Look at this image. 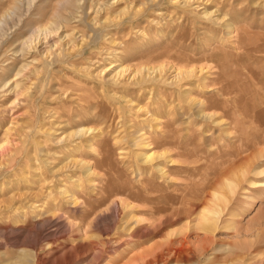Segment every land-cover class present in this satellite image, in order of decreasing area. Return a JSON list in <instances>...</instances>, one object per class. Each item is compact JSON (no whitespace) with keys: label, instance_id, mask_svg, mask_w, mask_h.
Returning <instances> with one entry per match:
<instances>
[{"label":"rangeland","instance_id":"rangeland-1","mask_svg":"<svg viewBox=\"0 0 264 264\" xmlns=\"http://www.w3.org/2000/svg\"><path fill=\"white\" fill-rule=\"evenodd\" d=\"M62 1L37 0L25 12V0H0V22L8 29L0 39V143L9 130L17 151L15 158L5 157L2 163L0 207L11 197L13 204L21 205L26 194L43 188L49 191L37 200L55 215V222L48 225L28 212L18 226L0 215V264H35L36 254L47 264H66L69 254L73 264H89L93 251L89 244L99 250L107 241L129 242L121 231L120 204L129 207L125 214L131 217L135 245L123 246L115 264L167 238L184 237L193 244L194 263L212 264L204 260L222 258L238 242L248 246L241 253L263 259L264 0H192L190 8H184L183 0H86L76 14ZM204 11L212 16H204ZM61 20V34L71 42L67 49L76 57L54 61L45 81L50 67L41 64L34 51L21 52L22 43L39 28ZM104 25L109 29H101ZM32 59L38 61L35 73L23 68ZM111 64L127 71L121 85L84 75ZM161 64L162 78L126 81L129 71ZM187 69L196 75L172 85L173 72ZM7 83L20 84L19 90L2 93ZM14 100L20 103L12 108ZM199 112L213 118L201 120ZM79 127L90 134L56 140ZM142 154L151 162L144 164ZM161 154V160L154 159ZM72 160L88 163L96 172L90 178L82 175L84 170L66 172L81 183L80 190L67 174L54 178L48 172ZM156 164L163 174L156 171ZM23 176L32 184H24ZM57 188L70 191L75 199L71 206L61 200ZM110 200L115 206L108 218L97 221ZM204 207L220 211L214 234L200 231L198 212ZM190 211L195 213L189 215ZM13 236H19L16 245L6 242ZM204 238L209 244L202 254Z\"/></svg>","mask_w":264,"mask_h":264},{"label":"bare ground","instance_id":"bare-ground-1","mask_svg":"<svg viewBox=\"0 0 264 264\" xmlns=\"http://www.w3.org/2000/svg\"><path fill=\"white\" fill-rule=\"evenodd\" d=\"M17 1V0H16ZM27 3H26V9H25V12H28V10L33 6V3H35L37 0H25ZM85 1L86 0H73V2H71L70 0H65V1H62V3H60L61 5L63 6H71V7H74V11L73 13L76 14L79 10L82 9L83 6H85ZM22 2V1H21ZM116 2V1H115ZM14 3V2H13ZM118 3V2H117ZM18 4V3H17ZM25 4V3H24ZM182 4L184 6V8H190L192 6V0H183L182 1ZM20 5V4H18ZM22 5V4H21ZM20 5V6H21ZM101 5V4H100ZM106 5V4H105ZM15 6V5H14ZM6 7V6H5ZM13 7V5H12ZM19 7V6H18ZM17 7V8H18ZM98 7V6H97ZM14 8V7H13ZM66 9V7H65ZM14 10V9H13ZM23 10V9H22ZM71 10V9H70ZM73 10V9H72ZM78 10V11H77ZM137 10V9H136ZM71 12V11H70ZM80 12V11H79ZM85 12V11H84ZM21 13V12H20ZM19 13V14H20ZM35 13V12H34ZM68 13V12H67ZM98 13V12H97ZM6 14V13H5ZM204 16L206 17H211L212 15L211 14H208L206 13L205 11L202 13ZM200 14V15H202ZM79 15V14H78ZM18 16V15H17ZM59 16V15H58ZM203 16V17H204ZM6 17L8 16H5L3 17L4 20L6 19ZM36 17V16H35ZM85 17V16H84ZM14 18V16H13ZM16 18V17H15ZM20 18H21V14H20ZM122 18V17H121ZM19 19V17H18ZM58 19V17H57ZM61 19V18H59ZM58 19V20H59ZM63 19V18H62ZM75 19V16L73 18V20ZM102 19V18H101ZM216 19V18H215ZM8 20V19H7ZM17 20V19H16ZM85 20V19H84ZM214 20V19H213ZM226 20V19H225ZM56 21V20H55ZM6 22V20H5ZM9 22V21H8ZM19 20L17 21V24L19 25ZM53 22V21H52ZM63 21H58L57 23H52L50 24L48 27H43V28H39L38 30H36L32 37L29 38L28 40L26 41H23L22 43V50H25L28 52H31V51H34L36 55H39L41 56V64L43 65H47L48 67H50L48 69V74L47 76L45 77V81H47V78L49 77V73L51 71V67L53 66V63L54 61L55 62H63L65 60H68L69 59L71 60L72 58H75L76 56H74V52H70L67 47L68 45L71 43L68 38L64 35H62V30H63V25L61 24ZM50 23V22H49ZM108 23V21H107ZM124 23V22H123ZM132 23V22H131ZM44 25V24H43ZM108 25V24H107ZM107 25H104L103 28L101 29H105V28H108ZM119 26V24H115V26ZM114 26V27H115ZM34 27V26H33ZM42 27V26H41ZM13 28V27H12ZM226 28H230L229 25L226 24ZM99 29V28H98ZM97 29V30H98ZM100 29V31H101ZM109 29V28H108ZM8 29H6V25H4V23L0 22V39H4L6 37V33H7ZM96 31V30H94ZM139 31V30H138ZM103 32V31H102ZM71 33V32H70ZM73 33H75L73 31ZM76 34V33H75ZM98 35V32L96 33ZM70 35V34H69ZM74 35V34H73ZM72 35V36H73ZM75 37V35H74ZM20 38V37H19ZM26 39V38H25ZM70 39V38H69ZM82 39V38H81ZM22 40V39H21ZM19 41V40H18ZM80 41V40H79ZM78 41V42H79ZM111 42V41H110ZM77 43V42H76ZM81 44L83 42H80ZM79 43V44H80ZM86 44V43H85ZM111 44V43H110ZM113 44V43H112ZM21 45V44H20ZM96 45V44H95ZM76 46V45H75ZM78 46V44H77ZM81 46V45H80ZM84 46V45H83ZM66 47V49L64 50V48ZM76 48V47H75ZM79 48V47H78ZM83 48V47H82ZM63 49V50H62ZM70 49V48H69ZM82 51V49H81ZM119 52V51H118ZM109 53V52H108ZM30 54V53H29ZM76 55V54H75ZM84 56V55H83ZM36 59H32V62L27 64L25 67L23 68H26L28 70V68L31 69V72L35 73L36 72V67H34V64L38 63V61ZM20 67V66H19ZM22 68V67H21ZM83 68V67H82ZM118 67L117 69V66L116 65H110V67L108 68H104V70H99L97 73H94V74H90V73H84V75L86 77L89 78V80H94V81H100L101 80H107V82H111V83H114V84H120L121 83V80L123 78V75L127 74V71L123 68H120ZM75 69V68H74ZM78 69V68H77ZM89 69V68H88ZM202 69V68H201ZM79 70V69H78ZM77 70V71H78ZM164 66L163 64L161 65H158V66H155V67H151V68H142V69H139L137 71H129L128 72V76H127V80L126 81H136L138 82L139 80H145V79H154V78H159L161 77L162 73L164 72ZM21 71V70H20ZM83 71V70H82ZM81 71V72H82ZM89 71V70H88ZM202 71V70H201ZM200 72V71H199ZM80 73V72H79ZM174 73V74H173ZM173 76L170 77L169 79L171 80L172 82V85H174L173 83H176L178 84V82L182 81L184 78H189L190 76H195L196 73L194 70H182V71H175L173 72ZM17 74V73H16ZM30 74V73H29ZM82 74V73H81ZM198 74V73H197ZM200 74V73H199ZM20 75V72L17 74V76ZM198 77V75H197ZM162 78V77H161ZM165 78V77H164ZM186 80V79H185ZM204 80V79H203ZM147 81V80H145ZM150 81V80H149ZM153 81V80H152ZM161 81V80H160ZM125 82V81H124ZM168 83H170L168 81ZM182 83V82H181ZM105 84V83H104ZM133 84V83H132ZM20 84H15L13 83L12 86L11 85H8L7 84H3L2 86V89H1V92L2 93H14L16 90H19V86ZM47 85V84H46ZM121 85V84H120ZM123 85V84H122ZM135 85V83L133 84ZM130 86V84H129ZM12 87V88H11ZM4 88V89H3ZM10 89V90H9ZM9 90V91H8ZM28 90V89H27ZM145 90V89H144ZM42 93V91H40L39 89V92L38 94ZM66 95V94H65ZM27 96L28 98H32V92H27ZM64 97V95H63ZM72 98V97H71ZM15 99V98H14ZM23 99V98H22ZM193 99V98H192ZM189 100V99H188ZM23 101V100H22ZM49 101V100H48ZM130 102V101H129ZM191 102V100H190ZM20 101H15L14 102H11V107H17L19 105ZM128 103V102H127ZM189 103V102H188ZM194 103V102H193ZM192 103V104H193ZM130 105V104H129ZM199 105V104H198ZM35 107V105H34ZM139 107V106H138ZM35 109V108H34ZM134 109V108H133ZM50 110V109H49ZM138 110V109H137ZM143 110V109H142ZM40 111V110H39ZM141 111V110H140ZM137 112V111H136ZM206 112V111H205ZM49 114V113H48ZM47 114V115H48ZM51 114V113H50ZM56 114V113H55ZM147 115V113H145ZM200 114V112H199ZM197 114V118L199 119H203V120H210L213 118V115H204V114ZM40 115V114H39ZM38 116V115H37ZM52 116V115H51ZM144 116V115H143ZM146 117V116H145ZM150 117V116H149ZM148 117V119H149ZM36 118V117H35ZM41 117H39V120H40ZM151 118V117H150ZM155 119V118H154ZM35 120V119H34ZM150 120H153V119H150ZM158 120V119H157ZM154 121V120H153ZM41 122V121H40ZM37 124H38V120H37ZM188 125V124H187ZM80 128V127H79ZM45 129V128H44ZM86 129V128H85ZM95 130V129H94ZM27 131V130H26ZM90 130H84V129H79L77 130L76 132H73L71 133L69 136H64L62 138H56V140H58V142H65L66 139H70V138H73V137H79L83 134H90V132H88ZM92 131V130H91ZM35 132V131H34ZM48 132V131H47ZM63 132V131H62ZM96 132V131H95ZM48 133H51V132H48ZM55 133V132H54ZM53 133V134H54ZM101 133V132H100ZM57 134V132H56ZM64 134V132H63ZM133 134V133H132ZM135 135V134H134ZM92 136V135H91ZM97 136V135H96ZM99 136V135H98ZM25 137V136H24ZM28 137V136H27ZM90 137V136H89ZM100 137V136H99ZM140 137H143L142 135ZM10 136H9V130L6 132L5 134V138L4 140L0 143V173H1V169H2V163L5 161L8 160H12L13 158H15V153L17 151H13V143L11 142V138L9 140ZM22 138V136H21ZM55 138V137H54ZM53 138V139H54ZM95 138V137H94ZM97 138V137H96ZM99 139V138H97ZM129 139H132V138H129ZM135 139V138H134ZM27 141V139H25ZM55 140V139H54ZM55 140V141H56ZM92 140V139H91ZM139 140V139H138ZM72 141V140H71ZM88 141V140H86ZM134 141V140H133ZM136 141H137V138H136ZM135 141V142H136ZM24 142V141H23ZM53 142V140H52ZM94 142V141H93ZM144 142V141H143ZM18 143V142H17ZM72 143V142H71ZM85 143V142H84ZM89 143V141H88ZM87 143V146L90 144ZM118 143V142H117ZM141 143V142H140ZM20 144V143H18ZM28 144V143H27ZM26 144V145H27ZM56 144V142H55ZM15 145V144H14ZM29 145V144H28ZM142 145V144H141ZM145 145V144H144ZM92 146V145H91ZM90 146V148H91ZM133 146V145H132ZM147 146V145H146ZM16 147V146H15ZM27 146H25L26 148ZM42 147V146H41ZM69 147V146H68ZM19 148V147H18ZM21 148V147H20ZM24 149V147H23ZM32 149V148H31ZM75 149H78V146L75 145ZM18 150V149H17ZM20 150V149H19ZM18 150V151H19ZM41 150V149H40ZM97 150V149H96ZM42 151V150H41ZM24 152V151H23ZM33 152V150H32ZM135 153V152H134ZM144 153V152H143ZM22 154V152L20 153ZM26 149H25V153L24 155H26ZM41 154V153H40ZM44 154V153H42ZM18 155V153L16 154ZM22 155V156H24ZM28 155V154H27ZM69 155V154H68ZM96 155V154H95ZM166 155V154H165ZM21 156V155H20ZM90 156V155H89ZM156 156V155H155ZM7 159H6V158ZM33 157V156H32ZM17 158V157H16ZM21 158V157H20ZM35 158V156H34ZM154 158V157H152ZM163 157H162V154L161 155H157L154 159L155 160H161ZM6 159V160H5ZM42 159V158H41ZM45 159V158H43ZM67 159V158H66ZM71 159V158H70ZM69 159V160H70ZM22 160V159H21ZM32 160V159H31ZM68 160V159H67ZM103 160V159H102ZM142 162L144 164H147L149 162H151V157L150 156H146L145 154H142ZM15 161V160H14ZM20 161V160H19ZM84 161V160H83ZM11 162V161H10ZM22 162V161H21ZM24 162V161H23ZM54 162V161H53ZM32 163V162H31ZM43 165H45V167H48V162L46 163V160L42 161ZM41 163V164H42ZM65 163V162H64ZM9 164V163H8ZM100 164V163H99ZM7 165V164H6ZM17 165V164H16ZM21 165V164H20ZM88 163H78L75 162V161H68L66 162L62 167L56 169V168H53L55 170H52L50 168H48V172L51 174L52 177H60L59 173H64V174H67L66 172H69L70 170L73 171V170H84L82 173V175H85V177H92L94 176V171L90 170L89 169V166H87ZM108 165V164H107ZM50 166V165H49ZM155 166V169L157 172L163 174L164 171H163V168L162 167H159V165H154ZM11 167V166H10ZM58 167V166H57ZM17 168V167H16ZM19 168V167H18ZM105 168V167H104ZM94 170V169H93ZM104 170V169H103ZM137 171V170H136ZM40 172V171H38ZM104 172V171H102ZM106 172V171H105ZM13 173V172H12ZM15 173V172H14ZM137 173V172H136ZM69 174V173H68ZM66 175V178L68 179L69 182H71L72 186L75 187L76 189H79L80 190V187H81V183L79 181H77L76 179H74V177H72L71 175ZM100 174V173H99ZM107 174V173H106ZM20 175V174H19ZM25 175V174H24ZM96 175V174H95ZM4 176V175H3ZM40 176V175H39ZM9 177V176H8ZM29 177V176H28ZM116 177V176H115ZM35 178V176H34ZM23 179V182L24 184H26L27 186L28 185H31L32 183H30V181L26 178V177H22ZM58 180L60 178H57ZM39 181V179L37 180ZM36 181V182H37ZM94 181V180H93ZM60 182V181H59ZM62 182V181H61ZM95 182V181H94ZM63 183V182H62ZM86 183H90V181L87 180ZM93 183V182H91ZM34 185V184H33ZM38 185V184H37ZM45 186V185H43ZM53 186V185H52ZM55 186V185H54ZM36 189H39L37 188V186H35ZM15 188V187H14ZM28 189V188H27ZM26 190V189H25ZM103 190V189H102ZM37 191V190H36ZM49 190L48 189H39L37 191V193L35 195H29V194H26V200L23 201V203H21V205H16V204H13L15 201L14 197H11L12 194H11V200H10V203H8V205H5L4 207H0V215L3 216V217H7L9 220H11L13 223V225L15 226H18L20 225L21 223H23L22 220H19V219H23L26 217V214L28 212L32 213L33 215L35 214L36 216H34L35 218H33L34 220L36 219V221H40V220H44V222L48 223L49 224H52L54 223L55 221V215H53L51 213V211L49 210L48 206L41 201H38L37 199L42 195L44 194L45 192H48ZM82 191V190H81ZM57 192L59 193L60 195V198L62 201L66 202L67 204H69L71 206V204H73L74 202V197L72 196L71 193H69L70 191L66 188H57ZM25 193V192H24ZM29 193V192H28ZM31 194V193H30ZM82 194V193H81ZM24 195V194H23ZM22 195V196H23ZM15 196V195H14ZM21 196V195H20ZM25 197V195H24ZM24 197H22L24 199ZM214 198V195L212 196ZM19 198V197H18ZM21 198V200H22ZM216 198L218 199L219 197H217L216 195ZM12 200L14 202H12ZM20 200V199H18ZM212 200V199H211ZM7 201H8V198H7ZM77 201V200H76ZM109 201V199H108ZM5 202V201H4ZM99 202V201H98ZM111 202V200H110ZM198 202V201H197ZM18 203V204H20ZM55 203V202H54ZM114 202H111L109 204V206L107 207V209L100 213L97 217V221H104L106 220V218H108V211L110 210V208L112 207V205ZM4 204V203H3ZM7 204V203H5ZM84 204V203H83ZM116 204V203H115ZM207 205V204H206ZM115 206V205H114ZM120 207H121V210H122V224L123 225V228L121 227V231L123 232V236L124 237H130L129 239V242H124L123 240H119V241H107L106 244H104L105 246L103 247V249H96L94 248L95 245H92V244H86L89 248L91 247L93 249L92 251V257L90 259V263L91 264H115L116 262V255H117V252H119L120 250H123L121 249L123 246L126 247L127 245H135V243H133L134 241H131L133 236H135L134 234V230L132 228H130L131 226L130 225V221H131V217L129 219H127V215L125 213H127V208L128 205L127 204H120ZM209 208V207H208ZM212 209V208H211ZM83 210V209H82ZM120 210V211H121ZM53 211V210H52ZM111 211V210H110ZM220 212V211H219ZM219 212H214V211H210V210H207L205 207L200 211L198 212V216H199V223H201V228H200V231L203 232L205 235H208V234H214V232L216 231L218 225H216V219L219 217L221 218L220 216V213ZM107 213V214H106ZM129 213V212H128ZM195 212H192L190 211L188 214L189 215H193ZM212 213V214H211ZM104 214V215H103ZM222 214V212H221ZM212 217H210V216ZM32 216V215H31ZM129 217V215H128ZM210 217V218H209ZM192 218V217H191ZM190 218V220H191ZM197 218V217H195ZM194 219V218H193ZM192 219V220H193ZM220 221V219H217ZM186 221V220H185ZM20 222V224H19ZM132 222V221H131ZM194 222V221H193ZM58 223V222H56ZM86 223V222H85ZM187 223V221H186ZM220 223V222H219ZM37 224V223H36ZM162 224V223H161ZM44 225V224H43ZM165 225V224H164ZM163 225V226H164ZM167 225V224H166ZM197 225V224H196ZM77 227V226H76ZM33 229V228H32ZM160 228H158L155 233H158L160 230ZM31 230V229H30ZM200 232V233H201ZM137 234V233H136ZM187 235V233L185 232L184 236ZM6 236V235H5ZM4 236V237H5ZM11 236V235H10ZM21 236V235H20ZM3 237V238H4ZM95 237V236H94ZM183 237V236H182ZM208 237V236H207ZM181 238V237H180ZM189 238V237H188ZM205 240L203 241V244H202V254H205L204 252H207L208 251V241L206 238H204ZM175 240V239H174ZM178 240V239H177ZM172 241L169 240L168 238L165 239L164 241H161V242H158V243H155L153 245H151L150 247L147 246L148 248L146 249H143V250H139L137 253H134L132 254L131 256H127V260L122 263V264H201L200 262H197V263H194V252H193V244L191 242H189L187 240V237H184L182 240L179 239V241ZM203 240V239H202ZM77 241V240H76ZM157 241V240H155ZM247 241V240H246ZM253 241V240H252ZM255 241V239H254ZM6 242L9 244H13V245H16L18 244L19 242V236H13V237H8L6 238ZM26 243V242H25ZM91 243V242H89ZM93 243V242H92ZM126 243V244H125ZM246 242H241V243H236V244H233V245H230V249L228 248V251L225 253V255L222 257V258H218L215 256V258H212V259H205L204 261H208V260H212V264H264V258L260 259L259 261L255 260L253 258V256H251L250 254L246 253V252H242V250H244V247L247 248L248 246L246 244H244ZM249 243V242H248ZM213 244V243H212ZM251 244V243H249ZM253 244V243H252ZM251 244V245H252ZM82 245L84 246V244L82 243ZM99 245V244H97ZM80 246V245H78ZM237 246V247H236ZM247 246V247H246ZM16 247V246H15ZM196 247V246H195ZM242 247V248H241ZM257 247V246H256ZM57 248V247H56ZM78 249V248H77ZM127 249V248H126ZM141 249V248H140ZM251 249V248H250ZM76 251V250H75ZM135 252V251H134ZM247 252H250L248 249H247ZM67 253V252H66ZM64 253V254H66ZM81 253V252H80ZM125 253V252H124ZM196 253V252H195ZM75 254V253H74ZM202 254L200 255V257L202 256ZM253 254V253H251ZM72 255V254H71ZM69 254L68 256V260L66 264H73V258ZM89 255V256H90ZM126 256V255H125ZM64 257V256H63ZM75 257V256H74ZM199 257V258H200ZM204 257V256H203ZM211 257V256H210ZM61 258V257H60ZM59 258V260H60ZM76 258V257H75ZM165 258L167 259L166 262H165ZM198 258V260H199ZM63 259V258H62ZM197 259V258H196ZM203 259V258H202ZM27 260V259H26ZM33 260H34V263L35 264H47L45 261H43L42 259H40V256L39 255H35L33 257ZM99 261V262H98ZM203 261V262H204ZM52 262V261H51ZM62 262H65V261H62ZM165 262V263H164ZM30 263V262H29ZM60 263V262H59ZM89 263V264H90ZM206 263V262H205ZM49 264V263H48ZM54 264V262L52 263ZM56 264V262H55ZM204 264V263H202Z\"/></svg>","mask_w":264,"mask_h":264}]
</instances>
